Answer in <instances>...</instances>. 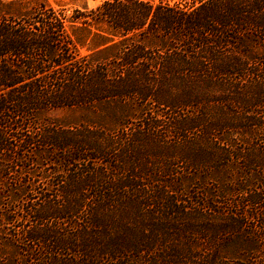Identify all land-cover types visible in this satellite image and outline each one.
I'll return each mask as SVG.
<instances>
[{"label":"trees","instance_id":"16d2710c","mask_svg":"<svg viewBox=\"0 0 264 264\" xmlns=\"http://www.w3.org/2000/svg\"><path fill=\"white\" fill-rule=\"evenodd\" d=\"M23 1L0 0V202L21 210L10 237L12 212L0 207V264H264V235L242 221L264 230V176L223 180L234 159L264 167V142H236L264 129V85L249 89L264 83V0H101L70 13ZM102 101L117 113L77 129L40 118ZM161 130L189 145L179 157L190 168L210 161L191 172L198 184L242 194L238 207L250 211L225 214L207 192L189 195L192 206L175 197L181 183L161 177L172 163L134 155ZM122 198L147 210L142 225L127 221ZM215 215L228 219L211 227Z\"/></svg>","mask_w":264,"mask_h":264},{"label":"rangeland","instance_id":"374dc122","mask_svg":"<svg viewBox=\"0 0 264 264\" xmlns=\"http://www.w3.org/2000/svg\"><path fill=\"white\" fill-rule=\"evenodd\" d=\"M40 0H24L23 2H25V4L23 6H32L34 4H36V2H38ZM48 1L51 5L53 6H57L58 4L63 5V7L66 9L67 13H70L72 11V9L77 8L80 10H83L84 8H86L87 10L93 9L95 8L98 4L101 3V0H46ZM153 3H169V4H185V3H190L193 0H149ZM81 53H87L86 49H81ZM261 76H264V69H262V72L260 73ZM264 83H254L253 85H250L249 89L251 90V92H253L252 88H254L255 91H258L260 88H263ZM249 93V92H248ZM250 94V93H249ZM134 104V101L132 102ZM118 105H116L115 103H112L110 101H102V102H95V103H91V104H85V105H79V106H75V107H71V108H57V109H50V110H45L40 118L41 120H46L48 122H52V123H56V124H60V125H71L77 128H79L81 125L85 124L86 122H90V121H96L98 119H100L101 117H111L113 115V113H117L116 110H118ZM149 108H154L159 114H163L164 111L160 108L155 107V105H149ZM258 111L261 113V115L264 117V107H259ZM149 113V112H148ZM143 112L142 114V122H147V117H149V114ZM138 120V121H137ZM136 126L141 122L139 121V119H134ZM141 125V124H140ZM70 126V127H71ZM75 130V128H74ZM258 133V135H257ZM257 133L250 138L245 137L242 133L237 137L236 142H239V144H237V148L239 149L240 147H242V143H240L241 140H245L247 139V141H250L252 139L253 143H257L259 144L261 142V144H263L264 142V129L257 131ZM159 135L161 136H156L155 138L152 137L151 139H153V141H155L154 143L151 141H143L139 144V150L137 151V153L135 152L134 155H138L139 161L143 162V163H150L152 165H156V164H166L168 162L172 163V169L174 171H172L171 173L167 172L166 173H161V177H165V179H170L171 181H174L175 179H177L182 186V189H184V192H178L177 194H174V196L181 198V199H186L188 201V205L189 204V195H196L198 194L200 197L205 196L206 192L208 195H211L214 197V201L213 198L212 200L210 198L209 201H214L212 202L218 210H220L223 213H230V210L233 212H239V214H247L250 210L249 208L246 207H238V202L242 200V194H237L233 192V194H226L227 196L223 197H218V184L216 181L212 180V179H207L206 183L203 184H198V180L193 179V177H191V172H196L197 171H207L208 165H210V161H201V158H199V162L198 163V169L196 168H190L191 166L186 163V162H181V159L179 157L180 154L183 153H188L189 150H187V148L189 147V145L182 141V139H180L179 135H177L176 133H169V132H165L164 130H161L158 132ZM165 135V136H163ZM258 136V137H255ZM146 137H149L148 135ZM262 138V140H261ZM208 146L207 144L202 146L205 147ZM194 149L197 148V146L193 147ZM193 148L190 150L194 151ZM189 149V148H188ZM197 153H199L198 151H196ZM252 153H257L256 151H252ZM127 160L131 161L130 159ZM255 161H260L257 158L255 159ZM193 162L192 160L190 161V163ZM233 164L229 166V171H231V175H228V177L223 178L224 182L228 185L229 181H234L237 180L241 183L244 184V182H248L253 181V177L252 175H259V176H264V167H254V168H247L244 166V163L242 162V160H240L239 162H237V160H232ZM194 166H195V162H194ZM252 169V170H250ZM179 173H182L183 175H180ZM160 177V178H161ZM221 178V176L219 177ZM216 182V183H215ZM254 183H256V181H254ZM177 186V187H178ZM176 187V186H173ZM234 187V186H232ZM187 189V190H185ZM53 191H50L52 194L55 193V188L52 189ZM92 190H89L88 193H91ZM174 197V198H175ZM136 200H132V199H126V198H122V205H123V210L125 207H127L128 209L125 210L126 212H124L127 216V221L131 224L136 223L142 225L143 222L141 220V216L143 214L146 213V211L144 209L141 210L142 213L136 214L135 213V209L138 208V206L141 205V203H139ZM236 200H238L236 202ZM143 201V200H141ZM240 203V202H239ZM1 209L4 210V208L9 209L12 214V219H15V216L21 215V210L19 208L18 203H15L14 205H10V203L7 201V199H3L1 202ZM127 205V206H125ZM192 206V205H190ZM121 207V206H120ZM164 210L167 212L168 210L166 208H164ZM253 211V210H252ZM223 214V215H225ZM25 215V214H24ZM139 217V218H138ZM215 219V224L211 223L209 224L211 227L217 226V225H223L224 222L219 220V218L223 219L226 216H213ZM29 221L26 222L25 225H28L31 222V219L33 217H31V215H28ZM137 218V219H136ZM134 219H136V221H134ZM190 219V218H189ZM225 219H228L225 218ZM191 220V219H190ZM242 221H244V230L246 231H250L255 235H258L259 233L264 235V230H260L261 229V224L260 222L257 220V218L255 217H245L243 216ZM223 222V223H222ZM163 223H166V225H172L173 222L170 221V219H168V217H166V220L163 221ZM162 223V224H163ZM5 227H3L4 230L7 231V236L10 237H15L17 230L20 228L21 222L19 221H12L11 223L8 224H4ZM209 226V227H210ZM263 242V241H262ZM261 242V243H262Z\"/></svg>","mask_w":264,"mask_h":264}]
</instances>
